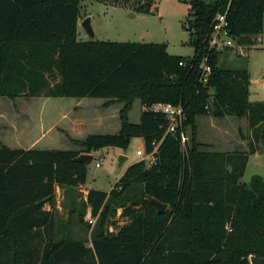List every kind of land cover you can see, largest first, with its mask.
<instances>
[{
	"label": "trees",
	"instance_id": "1",
	"mask_svg": "<svg viewBox=\"0 0 264 264\" xmlns=\"http://www.w3.org/2000/svg\"><path fill=\"white\" fill-rule=\"evenodd\" d=\"M182 1L189 4L192 56L171 54L166 43L79 40L81 0H0L1 96L123 101L119 132L73 140L89 153L127 149L134 137L144 139L146 153L156 149L153 163L131 164L110 192L89 189L77 213L83 221L90 206L98 217L89 246L68 233L56 237L57 186L87 181L88 166L75 160L81 151L1 145L0 264H250L252 255L264 257V179L241 180L250 154L258 143L264 147V101L250 100L248 67L220 66L223 51L205 42L215 15L228 8L230 34L255 45L264 30V0ZM206 57L212 73L204 83ZM135 99L147 106L182 103L191 144L183 149L180 131L167 132L166 115L153 108L132 122ZM200 115L246 117L249 151L200 150ZM138 185L139 198L124 202ZM152 197L167 204L165 212ZM113 206L123 208L127 221L110 231Z\"/></svg>",
	"mask_w": 264,
	"mask_h": 264
},
{
	"label": "rangeland",
	"instance_id": "2",
	"mask_svg": "<svg viewBox=\"0 0 264 264\" xmlns=\"http://www.w3.org/2000/svg\"><path fill=\"white\" fill-rule=\"evenodd\" d=\"M188 15L189 4L182 0H81L78 39L81 41L90 39L88 32L81 25V22L90 16L92 18L91 24L95 31V39L97 40L166 43L171 54L192 56L194 47L190 43V31L186 27L189 19ZM258 37L261 38V41L256 38L255 45L244 47L241 50H224L219 59V65L224 68L241 69L248 67L251 74V101H264V30ZM69 98L74 100V103L78 100L77 97ZM88 99L99 102L104 98L88 97ZM53 100L56 99L54 97L45 98V96H36L34 99L19 96L16 99H11L0 95V146L7 144L16 146L24 141L21 140L23 136L22 129H20V126H22L21 121L23 119L27 120L30 112L34 123L43 119L42 127L48 126L53 120L60 119L64 108L54 103ZM113 103L119 104L120 116L125 103L120 100ZM116 106L118 105H115L114 108ZM153 107L154 105L147 106L140 99H135L129 112L130 120L135 123L139 122L142 108L149 109ZM40 128L36 129L38 134L40 133ZM89 131L84 132V134L72 132V135L82 137L85 133L105 134L118 132L114 127L104 124L90 128ZM187 135L189 137L188 144H191L192 130L190 128H187ZM250 137L251 129L246 117L234 115L225 117L200 115L197 117L196 140L202 144L200 150L248 152L250 149ZM66 139L65 134L56 128L37 147L45 146L66 149L68 145L71 146ZM49 141L52 142L49 143ZM257 147V152L249 156L245 174L241 179L244 182H250L254 175H261L264 179V147L261 142L257 144ZM77 149L82 152L85 147L79 144ZM139 149L145 151V143L142 137H134L127 149L113 146L101 148L93 152L94 159L88 165L85 185L76 188L57 187L56 207L54 209L57 238H61L65 233H68L75 238H85L83 240H85L86 244L92 245V236L94 230L98 227V217H94L92 213L88 215L94 219V223L89 226L86 223L88 222L86 216L81 221L76 214H71L70 212L73 208L72 193L67 190L74 189L80 197L86 193L85 191L88 190V187L110 192L112 188L116 187V184L131 163L145 160L146 165H150L146 155L144 158V156L137 154ZM121 154L126 155L128 159L120 167L119 157ZM97 162L100 163L99 166H97ZM62 192L67 194L62 199L63 201L59 197ZM140 194L141 187L138 185L126 194L124 202H127V199L130 201L136 200ZM58 200H61L60 207H57L59 204ZM79 202L80 206L84 203L82 199ZM46 208H49L48 204ZM122 211V207L113 206L110 219L115 223L106 225L105 228L107 227L110 231H113L124 224L127 219L121 216ZM249 263L251 264L250 257Z\"/></svg>",
	"mask_w": 264,
	"mask_h": 264
},
{
	"label": "crops",
	"instance_id": "3",
	"mask_svg": "<svg viewBox=\"0 0 264 264\" xmlns=\"http://www.w3.org/2000/svg\"><path fill=\"white\" fill-rule=\"evenodd\" d=\"M34 97L36 98V96ZM34 97H31V99H34ZM45 98H50V97H45ZM54 98L56 99V100H53L54 103L61 105L64 108L60 119L53 120L49 123L48 126L42 127L43 119H40L39 121L36 119L37 121H35L34 123V121L32 120V113L30 112V114L27 116L28 119L27 120L23 119L21 121L22 126H20V129H22L21 131L23 132L22 134L23 136L21 137V140H24V141L19 143L16 146H9L8 144L7 146L11 148H15V149H58V148H51V147H45V146L40 147V148L37 147L44 139L48 137L49 133H51L57 128L63 134H65V137H67L66 140L71 144V146L68 145V147H66V150H78L77 146L79 144H77L73 139L83 140L89 134H92V133H85V135L83 136L81 135L82 137H77V136L72 135V132L73 133L79 132V134H84V132H90L89 131L90 128L92 129L94 127H99L103 124L106 126L114 127L116 130H118V132L121 129V120L119 124L120 116H119V104L118 103L107 104L108 99L106 98L98 102L97 100L88 99V97H82V98H77L78 100H76L75 103L73 102L74 100H71L69 97H54ZM115 105H118V106L114 108ZM145 109L147 108H142V111ZM61 118L63 119V121ZM30 127L32 129V132H31V129L29 130ZM38 127H41L39 134L36 132V129ZM52 141H49V143H51ZM91 188L92 187H88V190L85 191L86 193L83 194L81 197L80 195L77 194L76 191L73 190L71 192L72 201H75L76 206H77V207L73 206L72 211L70 212L71 214L77 215L78 210L81 207L80 206L81 204L79 201H81V199L82 201H86L88 191ZM66 196L67 195L65 194V192H62V194H59V197L61 200L64 199ZM61 200H58L59 204L57 205V207H60ZM50 208L51 207L49 205V208H46V209H50ZM90 214H91V207L88 206L86 218Z\"/></svg>",
	"mask_w": 264,
	"mask_h": 264
},
{
	"label": "built area",
	"instance_id": "4",
	"mask_svg": "<svg viewBox=\"0 0 264 264\" xmlns=\"http://www.w3.org/2000/svg\"><path fill=\"white\" fill-rule=\"evenodd\" d=\"M228 8L225 11H219L211 24L210 31L205 38V42L209 50L224 51L230 50L234 51L236 49H243L244 47H249L248 45L240 43L236 38L230 34L229 22H228ZM258 41L261 38L257 37ZM181 65H185L184 61H180ZM212 73V66L208 62V57L205 58L202 64L201 78L200 80L204 83L208 82ZM154 110L160 111L166 115L168 119L167 132L175 133L180 131V139L183 149L186 148V144L189 140L187 132L183 129L186 116L184 114V107L182 103L172 104V103H157L154 104ZM155 152L146 153L145 151L139 149L137 151L138 155H142L145 158L148 157L150 164L155 161ZM97 166L100 165L99 162L96 163ZM87 221L90 224L94 223V219L91 216H87Z\"/></svg>",
	"mask_w": 264,
	"mask_h": 264
},
{
	"label": "water",
	"instance_id": "5",
	"mask_svg": "<svg viewBox=\"0 0 264 264\" xmlns=\"http://www.w3.org/2000/svg\"><path fill=\"white\" fill-rule=\"evenodd\" d=\"M92 18L90 16L86 17L82 22L81 25L85 28V30L88 32L90 39H95V31L93 30L92 24H91ZM94 159L93 153L89 152H82L80 153L75 160L84 163L85 165H89ZM128 159V157L124 154H121L119 157V166H123L125 161ZM151 202L156 205L158 208L159 213L165 212L167 209V204L160 202L159 200L155 198H150ZM251 264H264V257H259L256 255H252L250 257Z\"/></svg>",
	"mask_w": 264,
	"mask_h": 264
}]
</instances>
